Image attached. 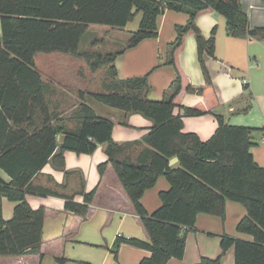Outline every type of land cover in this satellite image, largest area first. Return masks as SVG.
I'll list each match as a JSON object with an SVG mask.
<instances>
[{"label": "trees", "instance_id": "obj_1", "mask_svg": "<svg viewBox=\"0 0 264 264\" xmlns=\"http://www.w3.org/2000/svg\"><path fill=\"white\" fill-rule=\"evenodd\" d=\"M166 9L184 11L185 24L175 25L176 36L168 44L167 63L174 66L176 77L161 100L146 97L149 73L126 79L118 78L114 60L124 49L105 53H79L78 46L89 25L123 28L137 12L142 17L137 30L130 33L125 48L158 35V17ZM206 9L226 20L227 33L233 37L264 39V26L250 28L240 0H0V168L9 179L0 177V256L38 252L43 227L42 206H30L25 188L31 178L52 159L64 167V152L91 154L98 144L106 143L107 161L98 165L102 174L107 163L119 179L134 212L149 238L117 236L112 252L127 243L150 252L138 264H165L170 258L181 259L186 233L195 226L199 213L225 217L227 200L242 204L246 214L236 230L251 235V240L222 235L220 253L213 258L201 256L196 264H220L225 252L233 249L234 264H264V167L250 151L253 128L231 125L216 115L217 127L206 140L194 132H183V116L203 111L175 101L185 89L200 94L211 85L205 55L213 56L215 28L205 37L195 23ZM192 32L204 85L194 86L178 65V48L184 36ZM62 52L82 55L90 70L106 66L105 92H90L97 101L126 112H138L152 119L144 141L148 144L136 162L117 157L121 149L113 142L112 120L98 116L81 102L77 109L80 127L71 131L51 123L43 97L44 82L34 67L38 52ZM83 99L84 93L79 94ZM179 106L182 113L174 114ZM62 134L61 142L56 139ZM176 156L179 166L171 168L169 158ZM164 175L167 190L159 192L161 205L149 213L141 203L144 191ZM95 188L83 194L82 202L66 199V211L84 215L95 195ZM16 204L12 216L4 219L2 198ZM42 255L40 254V258ZM65 259L57 258L59 263Z\"/></svg>", "mask_w": 264, "mask_h": 264}, {"label": "crops", "instance_id": "obj_2", "mask_svg": "<svg viewBox=\"0 0 264 264\" xmlns=\"http://www.w3.org/2000/svg\"><path fill=\"white\" fill-rule=\"evenodd\" d=\"M240 1L250 28L264 26V0ZM141 17L142 12L135 13L133 19L123 28H118V31L122 30L130 36L131 32L137 30ZM188 17L184 11L166 9L158 17L157 37L145 38L130 48H125L126 43H123L120 48L124 49L123 52L114 60L118 78L149 73L146 97L161 100L164 91L176 77L174 66L166 62L168 44L176 36L175 25L185 24ZM195 23L205 37L216 28L214 55H205L212 83L200 94L183 89L176 97L177 104L203 111L200 115L183 116L182 130L194 132L201 140H206L216 130V115H221L228 124L253 128L251 139L254 144L250 151L255 162L264 167V68L258 61L263 59L264 65V39L229 35L225 18L210 9L201 11ZM177 52L178 65L184 77L194 86L204 85L192 32L184 36ZM249 59H252L253 64L249 63ZM77 71L89 75L85 69ZM40 76L44 82L43 97L52 124L77 131L81 121L77 109L83 102L98 116L113 121L112 139L121 146L117 152L119 159L127 158L136 162L148 147L144 137L153 125L152 119L97 101L90 95L92 91H86L85 83L90 79L87 82L80 75L76 86L64 80L53 81L52 78L45 81L41 73ZM81 92L84 93L83 99L79 96ZM182 112L179 106L173 110L174 114ZM56 139L60 143L62 134H57ZM106 148V143H100L91 154L66 150L63 168L57 167L49 159L31 178L25 188L27 200L34 209L40 206L44 208L39 251L0 256V264H138L142 258L150 255L147 249L127 243L119 246L116 256L112 252L117 236L135 237L143 241H148L149 236L111 163L108 162L103 173L99 174L98 165L107 161ZM169 165L171 168L179 166L176 156L169 158ZM0 177L9 179V175L1 168ZM93 188L96 189L95 195L84 215L64 209L66 199L82 202L83 194ZM168 188L167 179L160 175L155 184L144 191L141 203L149 213L161 205L159 192ZM15 204V201L2 198L4 219L11 218ZM245 214L244 206L231 200L226 201L224 219L209 213H199L195 226L186 233L183 257L170 258L165 264H196L201 256L216 257L221 251L220 239L224 234L251 240V235L236 230L237 222ZM57 258L65 260L59 263ZM220 264H234L232 248L225 252Z\"/></svg>", "mask_w": 264, "mask_h": 264}, {"label": "rangeland", "instance_id": "obj_3", "mask_svg": "<svg viewBox=\"0 0 264 264\" xmlns=\"http://www.w3.org/2000/svg\"><path fill=\"white\" fill-rule=\"evenodd\" d=\"M127 37L129 38L122 30L118 31V28L111 29V27L92 24L89 25L87 31L80 38L78 52L81 54H98L118 51L123 47V43H126L125 39ZM248 61L253 64L252 59ZM258 61L260 66L264 68L263 59H258ZM34 67L41 73L45 81L52 78L53 81L64 80L67 84L71 86L74 84L76 86V82L80 75V77L86 78L85 81L90 79L89 82L87 80L88 83H85L86 91H107L106 85L104 84L105 81H108L107 67L103 66L97 70H89L88 61L82 55H72L57 51L38 52L34 56ZM83 69L87 70L88 76L77 71Z\"/></svg>", "mask_w": 264, "mask_h": 264}]
</instances>
